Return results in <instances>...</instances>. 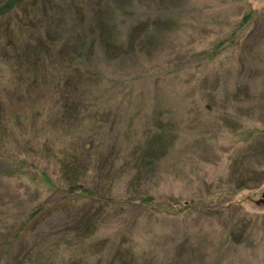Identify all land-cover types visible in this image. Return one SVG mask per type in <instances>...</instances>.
Listing matches in <instances>:
<instances>
[{
	"label": "rangeland",
	"instance_id": "374dc122",
	"mask_svg": "<svg viewBox=\"0 0 264 264\" xmlns=\"http://www.w3.org/2000/svg\"><path fill=\"white\" fill-rule=\"evenodd\" d=\"M66 1L56 37L113 44L83 75L0 27V264H264V0ZM66 158L114 204L53 196Z\"/></svg>",
	"mask_w": 264,
	"mask_h": 264
},
{
	"label": "trees",
	"instance_id": "16d2710c",
	"mask_svg": "<svg viewBox=\"0 0 264 264\" xmlns=\"http://www.w3.org/2000/svg\"><path fill=\"white\" fill-rule=\"evenodd\" d=\"M65 2L66 0H5L3 1V4L0 5V27L7 25V23H11L12 19L13 21H17L16 17L13 18V15H18V13H22L23 15H28V17H36L35 13L39 14L40 16V24L35 27L34 34L36 35V41L37 45L31 46L30 44H26L23 46L22 51L19 49L17 50V53L19 56L17 57V60H23L26 63H29L27 67L30 69L33 67V65L36 63L33 58H35V51L39 49H45L48 53H56L60 58L63 60H66L65 63V73H71V72H79L83 75L79 68V64L82 62V59L90 56L91 52L95 49V46L102 48L105 52H108L109 49L113 46L112 40L108 38V30H106L105 35L107 36V40L105 39V43H101V41L97 42V40L93 39L92 37H89L88 35H84L85 30L79 26V28L76 29L75 35H73L71 38H67V36L62 35L63 32H60L57 34L56 32L59 27H61L62 23L65 21V16L60 17L59 14L64 12L65 9ZM50 10H54L53 16L50 15L51 18L48 17V14H50ZM19 11V12H18ZM37 18V17H36ZM77 20H82L80 16H76ZM8 21V22H6ZM72 23L75 21V18L70 20ZM63 30L64 28L61 27ZM107 28V26H104V29ZM88 31V28H86ZM84 31V32H83ZM57 39H56V38ZM7 46H13L12 43H6ZM68 46L72 47H80L79 53L74 57L73 59H66L67 54L65 53V50ZM16 49H14L15 51ZM24 57V58H23ZM23 58V59H22ZM37 65V64H36ZM35 67V65H34ZM153 144V143H152ZM145 165L147 163H144ZM72 163L69 161V159H63L59 161V167L58 171L53 173L52 177L48 176L47 174H44L43 172L39 173V170L37 171V174H41V180L44 182V184L47 186V190L51 191L52 195H56L58 193L65 194V196H71L77 198L78 200H82L84 198H87L86 200L90 202H100L103 201L102 199L106 200L107 207L112 206L113 201L110 197V194H102L101 196H98L95 191H91L88 187H86L84 184H79L76 182L75 179H65L66 182L64 185L63 183L60 184L56 181H52V178H65V176L70 171ZM57 176V177H56ZM53 179V180H54ZM250 181V179H249ZM249 181H246L247 183ZM246 182L241 183L240 186H245ZM82 198V199H81ZM74 200L77 202L78 200ZM150 202L156 203L151 199H141L142 205H146L147 203L150 204ZM101 203V202H100ZM48 207H54V208H64L65 205L63 204H53V202H45L38 208H36L31 213V218H34L38 216L47 206ZM175 207V206H173ZM151 211H155L151 209Z\"/></svg>",
	"mask_w": 264,
	"mask_h": 264
},
{
	"label": "water",
	"instance_id": "95a60500",
	"mask_svg": "<svg viewBox=\"0 0 264 264\" xmlns=\"http://www.w3.org/2000/svg\"><path fill=\"white\" fill-rule=\"evenodd\" d=\"M256 206H264V191L259 201L254 202Z\"/></svg>",
	"mask_w": 264,
	"mask_h": 264
}]
</instances>
